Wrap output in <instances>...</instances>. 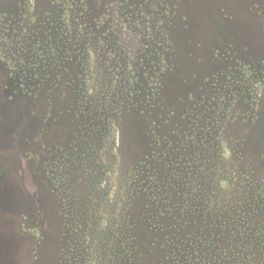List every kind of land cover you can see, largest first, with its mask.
Listing matches in <instances>:
<instances>
[{
    "label": "rangeland",
    "instance_id": "374dc122",
    "mask_svg": "<svg viewBox=\"0 0 264 264\" xmlns=\"http://www.w3.org/2000/svg\"><path fill=\"white\" fill-rule=\"evenodd\" d=\"M0 264H264V0H0Z\"/></svg>",
    "mask_w": 264,
    "mask_h": 264
}]
</instances>
